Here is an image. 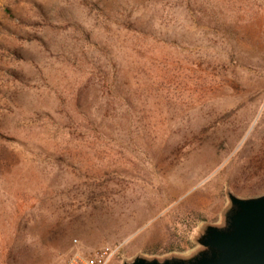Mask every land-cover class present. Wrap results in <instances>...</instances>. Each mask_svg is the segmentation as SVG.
<instances>
[{
    "label": "rangeland",
    "instance_id": "obj_1",
    "mask_svg": "<svg viewBox=\"0 0 264 264\" xmlns=\"http://www.w3.org/2000/svg\"><path fill=\"white\" fill-rule=\"evenodd\" d=\"M228 190L264 193V0H0V264L189 256Z\"/></svg>",
    "mask_w": 264,
    "mask_h": 264
},
{
    "label": "water",
    "instance_id": "obj_2",
    "mask_svg": "<svg viewBox=\"0 0 264 264\" xmlns=\"http://www.w3.org/2000/svg\"><path fill=\"white\" fill-rule=\"evenodd\" d=\"M229 206L220 225L206 224L189 256L163 259L136 255L122 264H264V193L240 197L227 191Z\"/></svg>",
    "mask_w": 264,
    "mask_h": 264
},
{
    "label": "built area",
    "instance_id": "obj_3",
    "mask_svg": "<svg viewBox=\"0 0 264 264\" xmlns=\"http://www.w3.org/2000/svg\"><path fill=\"white\" fill-rule=\"evenodd\" d=\"M76 242V239H73ZM113 251L107 247H101L93 253L74 251L66 259L65 264H107Z\"/></svg>",
    "mask_w": 264,
    "mask_h": 264
},
{
    "label": "trees",
    "instance_id": "obj_4",
    "mask_svg": "<svg viewBox=\"0 0 264 264\" xmlns=\"http://www.w3.org/2000/svg\"><path fill=\"white\" fill-rule=\"evenodd\" d=\"M191 245H193V244L191 243Z\"/></svg>",
    "mask_w": 264,
    "mask_h": 264
}]
</instances>
